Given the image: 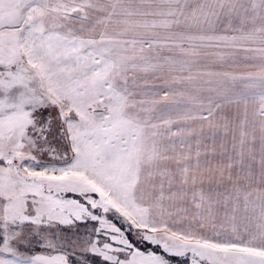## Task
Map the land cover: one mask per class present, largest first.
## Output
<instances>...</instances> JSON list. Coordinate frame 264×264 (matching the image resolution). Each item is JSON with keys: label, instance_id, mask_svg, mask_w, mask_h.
Listing matches in <instances>:
<instances>
[{"label": "snow or ice", "instance_id": "6c2138e0", "mask_svg": "<svg viewBox=\"0 0 264 264\" xmlns=\"http://www.w3.org/2000/svg\"><path fill=\"white\" fill-rule=\"evenodd\" d=\"M0 264H264V0H0Z\"/></svg>", "mask_w": 264, "mask_h": 264}]
</instances>
